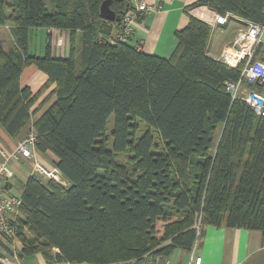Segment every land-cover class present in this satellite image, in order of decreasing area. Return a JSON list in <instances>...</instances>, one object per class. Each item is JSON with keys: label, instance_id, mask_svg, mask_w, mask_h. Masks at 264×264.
<instances>
[{"label": "trees", "instance_id": "trees-1", "mask_svg": "<svg viewBox=\"0 0 264 264\" xmlns=\"http://www.w3.org/2000/svg\"><path fill=\"white\" fill-rule=\"evenodd\" d=\"M103 1L0 0V27L10 24L15 42L8 50L0 42V126L18 137L53 99L31 129L36 152L52 153L65 180L24 183L19 257L39 255L45 264L166 258L190 254L205 226L255 230L264 239V117L227 91L241 68L208 56L214 27L185 9L171 56L147 55L108 41L130 0L112 1L120 19L113 22L99 15ZM205 5L227 21L264 24V0ZM35 29L65 31L69 57L50 59L49 46L43 57L29 54ZM30 65L47 75L36 93L20 85Z\"/></svg>", "mask_w": 264, "mask_h": 264}, {"label": "crops", "instance_id": "crops-1", "mask_svg": "<svg viewBox=\"0 0 264 264\" xmlns=\"http://www.w3.org/2000/svg\"><path fill=\"white\" fill-rule=\"evenodd\" d=\"M140 0H130V4L134 6ZM151 4L154 11L145 15L140 22L133 26L132 33L127 43L131 46L138 47L147 55H156L162 58H169L177 45L175 32L182 30L187 25V17L184 10L194 17L206 22L213 19V12L205 5L210 0H145ZM48 3V0H45ZM198 14V15H197ZM10 25H5L7 29ZM210 37L208 39L206 51L209 57L217 59L222 49L229 45L234 35L241 30H245L246 26L238 21L230 20L225 25H212ZM11 28V26H10ZM0 34H3L0 28ZM67 42H66V38ZM12 43L8 48H5V42L0 35V42L4 50L15 45L14 37L10 33ZM37 52H33V41L37 42ZM36 39V40H35ZM69 35L65 31L51 29L31 30L28 40V51L37 57H43L46 53V47L49 46V56L52 60H66L70 54ZM257 60L264 62V35L260 48L257 52ZM47 81V75L34 65L23 68L20 76V85L27 87L32 93H36ZM54 85H52L44 94L49 95ZM244 89H251L254 92L264 94V87L249 88L247 85ZM243 89V90H244ZM261 91V92H259ZM43 94V95H44ZM46 96L41 97L38 102L43 101ZM51 99L37 116L50 105ZM31 129V128H29ZM27 128H24L18 137L10 138L0 126V140L3 145L8 148L13 147L20 139L25 136ZM25 133V134H24ZM36 159L46 168H55V156L50 153L40 154L35 153ZM44 163V164H43ZM46 164V165H45ZM13 166V169H12ZM21 168H26V175L20 183V191L13 193L12 180L22 171ZM12 176L6 181L4 190L8 194L19 196L22 193L24 183L29 178L31 171L30 163L21 161L16 164H11ZM16 169H19L17 172ZM64 184L65 180L61 178ZM191 254V253H190ZM190 254L176 250L170 256L160 260L158 264H165L168 260L169 264H188ZM194 256L201 259L200 264H264V239L259 231L247 230L243 228H216L214 226H205L202 228L201 236L194 250Z\"/></svg>", "mask_w": 264, "mask_h": 264}, {"label": "built area", "instance_id": "built-area-1", "mask_svg": "<svg viewBox=\"0 0 264 264\" xmlns=\"http://www.w3.org/2000/svg\"><path fill=\"white\" fill-rule=\"evenodd\" d=\"M154 11L151 4L145 0L138 1L133 8L128 9L121 18L120 30L113 39H108L112 43H126L130 38L135 23L139 22L141 16H145ZM229 15H220L213 12V19L209 25H225ZM233 19H237L233 17ZM246 26L245 30L236 33L229 45L225 46L219 60L230 68L240 67V77L236 82H227L226 89L230 92L232 99H238L247 104L256 116L264 117V94L244 89L245 84H258L264 86V62L256 59V50L262 42L264 35V24H256L238 21ZM244 89V90H243ZM36 134L31 129L26 136L19 140L13 147L5 148L0 143V264H16L17 249L14 246H8L6 242L11 241L18 245L16 238V220L20 216V207L22 200L19 196L8 194L4 188L6 181L12 176L11 164L23 161L30 163L31 171L29 178L42 183L43 180H51L63 184L56 168H46L36 159ZM43 176V177H42ZM45 177V178H44ZM196 243L191 251L188 264H200L201 259L194 256ZM162 257L150 258L148 256L139 260H130L118 264H158ZM55 264H87V263H69L61 262ZM117 264V263H116ZM165 264H169L166 260Z\"/></svg>", "mask_w": 264, "mask_h": 264}, {"label": "rangeland", "instance_id": "rangeland-1", "mask_svg": "<svg viewBox=\"0 0 264 264\" xmlns=\"http://www.w3.org/2000/svg\"><path fill=\"white\" fill-rule=\"evenodd\" d=\"M198 15V14H197ZM197 18V17H196ZM241 19H239V20H237V19H234V21H240ZM7 25H10V24H7ZM1 28V30H2V32H3V34H4V36L2 35V34H0L1 35V37H2V39H3V41L6 43L5 44V48H8L11 44L10 43H12V41H11V38H10V33H11V28H10V26H8V28L7 29H5L4 28V26H1L0 27ZM66 38V37H65ZM36 40V39H35ZM66 40V42H67V38L65 39ZM37 48H38V38H37V42L36 41H33V52L34 53H38L37 51ZM219 58V57H218ZM215 59V60H219V59ZM47 97L48 95L47 94H44V95H42V97ZM38 116L37 115H35V116H32V118L30 119V121H29V123L27 124V126H26V128H27V132H25L24 134H25V136L28 134V132H30V130L31 129H29V128H31L32 127V123H33V121L37 118ZM112 128H113V124H112V118H110V120H109V123H108V125H107V127H106V136H108L109 138H110V140H109V142H108V148H111V131H112ZM142 130L144 129V127H142L141 128ZM140 135V132H138V134H137V136H139ZM21 140V139H20ZM0 143H2L1 142V140H0ZM3 144V143H2ZM5 148H8V146L7 145H3ZM44 164V163H43ZM46 165V164H45ZM46 167H49L48 165H46ZM12 169H13V166H12ZM17 170V172L19 171V169H16ZM21 170L22 171H20L17 175H16V177L12 180V182H13V186H14V189H13V193H18L19 191H20V188H21V186H20V183L22 182V180H23V177L26 175V168H21ZM43 177V176H42ZM45 178V177H44ZM60 179V176L58 175V180ZM46 180H43V182H45ZM16 237H17V235H16ZM17 240L15 241L18 245H14L13 243H11V241H8V242H6L7 243V245L8 246H14V248H15V250H16V248L17 247H21V243H20V241L18 240V237L16 238ZM2 246H3V244L1 243L0 244V251H2L3 249H2ZM12 248V247H11ZM17 254H18V249H17ZM16 264H45V262H44V260L39 256V255H33V256H28V257H23V258H20L19 257V255H17V263Z\"/></svg>", "mask_w": 264, "mask_h": 264}, {"label": "water", "instance_id": "water-1", "mask_svg": "<svg viewBox=\"0 0 264 264\" xmlns=\"http://www.w3.org/2000/svg\"><path fill=\"white\" fill-rule=\"evenodd\" d=\"M112 1L113 0H104L99 7V15L104 21L113 22L120 20L116 16L115 12L110 9V4L112 3Z\"/></svg>", "mask_w": 264, "mask_h": 264}]
</instances>
